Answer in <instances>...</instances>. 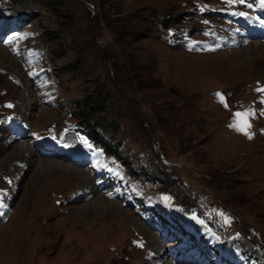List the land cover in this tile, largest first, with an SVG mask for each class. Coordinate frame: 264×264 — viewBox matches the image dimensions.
Masks as SVG:
<instances>
[{"label": "rangeland", "instance_id": "rangeland-1", "mask_svg": "<svg viewBox=\"0 0 264 264\" xmlns=\"http://www.w3.org/2000/svg\"><path fill=\"white\" fill-rule=\"evenodd\" d=\"M216 3L0 0V15L9 20L0 36V120L17 110L32 130L43 133L70 123L69 111L80 109L75 100L105 93V108L97 114L109 126L105 134L150 156L153 166L173 179L172 188L185 179L209 193L224 207L220 222L248 248L239 252L241 259L264 264V91H258L264 89V47L258 51L252 42L199 53L171 47L178 27L198 24L188 18L193 7L201 6L203 21L218 22L206 16L222 9ZM29 13L35 25L11 21ZM168 17L173 28L167 32L160 21ZM35 28L42 32L39 38ZM248 45L249 56L241 59L239 50ZM45 48L59 82L57 99L51 92L57 84L44 70ZM214 89L222 91L223 100L212 96ZM237 112L247 113L245 131L229 127L237 124ZM88 124L97 130L93 121ZM6 129L0 123V138ZM34 146L0 140V264H134L143 252L146 256L145 234L135 233L146 230L138 212L98 194L102 188L110 196L111 188L90 170L50 151L39 154ZM88 187L92 196L78 193ZM93 198L103 205L92 208Z\"/></svg>", "mask_w": 264, "mask_h": 264}, {"label": "trees", "instance_id": "trees-1", "mask_svg": "<svg viewBox=\"0 0 264 264\" xmlns=\"http://www.w3.org/2000/svg\"><path fill=\"white\" fill-rule=\"evenodd\" d=\"M171 19L169 17L162 18L160 24L163 26H167L171 23ZM64 69H67V66H64ZM93 95L95 98L84 96L82 99L75 100L73 103L74 106L76 107V109H80L77 111H72V114L75 118L82 121L87 126L90 121H93V126L95 125L105 130L109 126L104 123L103 118H100L97 114H99V112H101L102 109L105 108L104 101L107 98V95L103 92L101 93L100 91L95 92V94Z\"/></svg>", "mask_w": 264, "mask_h": 264}, {"label": "snow or ice", "instance_id": "snow-or-ice-1", "mask_svg": "<svg viewBox=\"0 0 264 264\" xmlns=\"http://www.w3.org/2000/svg\"><path fill=\"white\" fill-rule=\"evenodd\" d=\"M229 2H234V0H229ZM241 3L244 2V0H240ZM7 43V41H5ZM258 91H264V89H258ZM218 97H220L221 100H223V97L221 96V94L217 93L216 94ZM235 116L238 118L237 124L236 125H229V127H237L238 130L240 131H245V129L247 127H249L250 125L247 124V121L245 119V117L247 116V113H235ZM10 183V182H9ZM0 195H3V190H0ZM3 206V205H0Z\"/></svg>", "mask_w": 264, "mask_h": 264}, {"label": "bare ground", "instance_id": "bare-ground-1", "mask_svg": "<svg viewBox=\"0 0 264 264\" xmlns=\"http://www.w3.org/2000/svg\"><path fill=\"white\" fill-rule=\"evenodd\" d=\"M254 43V45H253V48H257V50L258 51H260L259 49L260 48H262V47H264V45L263 44H260L261 42H253ZM250 44V43H249ZM250 47V45H248L247 47H243L241 50H239V53H241V55H242V58L241 59H246L248 56H249V53L248 52H246V50L248 49ZM263 49V48H262ZM238 50V49H237ZM28 152L31 154V155H33L32 154V152L28 149ZM33 157H34V155H33ZM31 161V160H30ZM59 165V164H58ZM76 172V171H75ZM75 174V173H74ZM77 178V177H76ZM85 179V178H84ZM90 180V179H89ZM90 183V182H89ZM94 197V196H93ZM95 198V197H94ZM93 198V199H94ZM106 201V200H105ZM90 203V202H89ZM102 203V205H103V201H101L100 200V198H97V199H94L93 201H92V203H90V205H91V207L92 208H96L97 207V205H99V204H101ZM105 205V204H104ZM107 205V204H106Z\"/></svg>", "mask_w": 264, "mask_h": 264}]
</instances>
